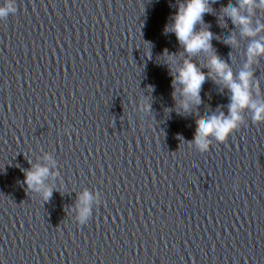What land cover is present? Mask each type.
Segmentation results:
<instances>
[{
	"label": "water",
	"instance_id": "95a60500",
	"mask_svg": "<svg viewBox=\"0 0 264 264\" xmlns=\"http://www.w3.org/2000/svg\"><path fill=\"white\" fill-rule=\"evenodd\" d=\"M181 2L17 0L0 21V264H264V122L246 107L225 140L197 146L232 93L166 31ZM239 4L209 0L197 28L234 74L252 73L261 103L264 55L245 65L264 28L242 34ZM240 13L264 25L259 0ZM185 58L209 76L202 105L173 80ZM35 164L49 166L47 200L25 183ZM85 188L100 199L79 224Z\"/></svg>",
	"mask_w": 264,
	"mask_h": 264
},
{
	"label": "clouds",
	"instance_id": "9594fccd",
	"mask_svg": "<svg viewBox=\"0 0 264 264\" xmlns=\"http://www.w3.org/2000/svg\"><path fill=\"white\" fill-rule=\"evenodd\" d=\"M259 3L264 6V0H259ZM253 6H255V0H240L239 6L233 5L228 9L232 22L239 24L242 34L248 36H253L264 28V25H259L253 29L249 18L240 13L242 8L247 7L251 10ZM16 12L17 0H0V21L6 20L9 14ZM208 12H210L209 0H182L173 15L171 25H166V31L175 33L185 52L193 55L202 53L211 58V78L226 86L232 93L227 114L220 111L210 114L199 122L195 143L202 151L208 149L210 137L220 141L225 140L242 121L241 112L246 107L252 110L254 121L264 122V102L253 101L249 92V78L252 73L241 70L238 74H234L228 62L217 54L213 46L214 34L210 30L197 28L198 24L203 23L204 14ZM260 55H264V40H253L248 48L249 63L245 65V68H248L251 61ZM173 80L183 85L181 92L187 100H192L199 105L203 104V92L209 82V76L201 71L193 60L185 58L183 64L176 69ZM187 100L181 101L185 109L189 107ZM44 159L54 163L49 154H45ZM48 175V164H35L25 171L24 177L28 187L41 192L45 200L52 195V187L45 184V178ZM99 199V193L94 195L87 188L79 194L75 218L79 224L87 223L92 202L94 200L99 202Z\"/></svg>",
	"mask_w": 264,
	"mask_h": 264
}]
</instances>
